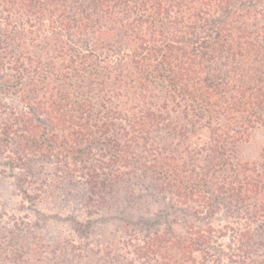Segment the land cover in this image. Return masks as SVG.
<instances>
[{
  "label": "trees",
  "instance_id": "1",
  "mask_svg": "<svg viewBox=\"0 0 264 264\" xmlns=\"http://www.w3.org/2000/svg\"><path fill=\"white\" fill-rule=\"evenodd\" d=\"M0 24L22 51L0 42L24 107L0 123L10 167L50 164L101 204L149 182L176 216L127 234L139 262L264 264V149L238 158L264 130V0H0Z\"/></svg>",
  "mask_w": 264,
  "mask_h": 264
},
{
  "label": "rangeland",
  "instance_id": "2",
  "mask_svg": "<svg viewBox=\"0 0 264 264\" xmlns=\"http://www.w3.org/2000/svg\"><path fill=\"white\" fill-rule=\"evenodd\" d=\"M4 33L0 24L1 47L15 59L22 51ZM9 73H1L2 79ZM2 85L0 81V123L13 110H24L18 93ZM263 149L262 129L241 144L238 158L256 161ZM8 156L0 152V264H157L139 262L127 244V234L146 239L175 220L171 201L162 199L149 182L117 185L106 204L95 197L90 202L91 188L83 180H61L64 175L39 160L29 168H13ZM226 218L220 215L216 225ZM225 244L227 240L211 245L209 252L222 256L228 251ZM223 264L229 262L224 259Z\"/></svg>",
  "mask_w": 264,
  "mask_h": 264
}]
</instances>
